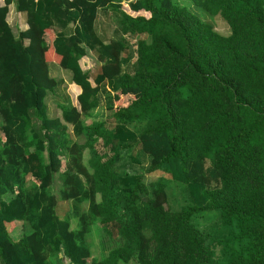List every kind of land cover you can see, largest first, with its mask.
Returning a JSON list of instances; mask_svg holds the SVG:
<instances>
[{
    "label": "trees",
    "instance_id": "obj_1",
    "mask_svg": "<svg viewBox=\"0 0 264 264\" xmlns=\"http://www.w3.org/2000/svg\"><path fill=\"white\" fill-rule=\"evenodd\" d=\"M120 263L264 264V0H0V264Z\"/></svg>",
    "mask_w": 264,
    "mask_h": 264
},
{
    "label": "rangeland",
    "instance_id": "obj_2",
    "mask_svg": "<svg viewBox=\"0 0 264 264\" xmlns=\"http://www.w3.org/2000/svg\"><path fill=\"white\" fill-rule=\"evenodd\" d=\"M11 13L12 14H10L9 19L14 17L12 11H11ZM15 17L18 20L16 13H15ZM212 22L214 23L215 29L218 30L219 32L226 33L228 31L226 24L224 23V21L221 18L215 17L214 19H212ZM82 61L84 63V67L89 66V64H91V61L89 59H87L86 57H82ZM58 69L65 72L66 74H68L67 70L61 68L60 66H58ZM66 86H67L66 87V93L70 96V98H72V101L74 103H76V99H75L76 89H75V87L72 84H70V85L66 84ZM132 97H134V96H132V95H120L118 98H115L114 105L119 106V105L127 104V102H129ZM48 106H49V109L52 113H54V114L57 113V110L55 109L54 104L51 102V100H49ZM102 110L104 111V113L106 112L104 106H103ZM153 176L157 177L156 174ZM149 178H152V177H149ZM207 213H209V215L214 214V211H209ZM206 217L207 216H205V219L208 220L209 218L208 217L206 218ZM202 221H204V220H202ZM9 228L12 229L11 234L13 235V237L18 238L15 236L20 235V232H21L20 231L21 230L20 224L14 223L13 225H9ZM101 240H102V237H101ZM89 242L91 243L92 251H93L94 255L100 256L102 248H101V246H99L100 245L99 232H96L94 230L93 233L91 235H89ZM120 264H124V263H120Z\"/></svg>",
    "mask_w": 264,
    "mask_h": 264
},
{
    "label": "crops",
    "instance_id": "obj_3",
    "mask_svg": "<svg viewBox=\"0 0 264 264\" xmlns=\"http://www.w3.org/2000/svg\"><path fill=\"white\" fill-rule=\"evenodd\" d=\"M10 20H12V19H10ZM48 54H49V53H48ZM51 57L54 59V56H53L52 54L50 55V58H51Z\"/></svg>",
    "mask_w": 264,
    "mask_h": 264
}]
</instances>
